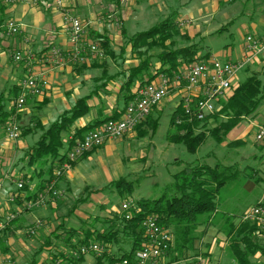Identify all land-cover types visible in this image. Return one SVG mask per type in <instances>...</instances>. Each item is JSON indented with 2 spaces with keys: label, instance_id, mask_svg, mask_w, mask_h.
<instances>
[{
  "label": "rangeland",
  "instance_id": "1",
  "mask_svg": "<svg viewBox=\"0 0 264 264\" xmlns=\"http://www.w3.org/2000/svg\"><path fill=\"white\" fill-rule=\"evenodd\" d=\"M200 2L201 0H157L154 5L149 6L150 10L148 13L158 12L159 7H168V11H177L176 14L171 15L172 19H177L180 15L182 16L186 13L188 14L189 11L193 12L192 15L195 19H199L202 14H198L195 9L197 7L204 9V5L200 4ZM263 9L264 2L262 1L237 0L229 9V13H233L236 16L227 26V29H223L221 33L216 35L196 39L192 44L196 45L195 47L198 51L202 53L210 52L220 60H236L235 54H233L232 58H226L219 55L218 52L220 53L230 46H233L236 51L243 42L242 37L246 33L251 32L252 22L257 18H261ZM215 18L222 20L220 19V13ZM133 21L131 18L125 21L128 35L146 30L155 23L143 21L135 26L132 25ZM117 23L115 33L121 35L119 31L122 28V21L120 18ZM126 38L123 37L122 40H127ZM96 42L103 53V59H106V61L112 59L115 62L124 64L116 44H109L113 54H115V57H111L112 55L108 56L109 54L106 53L105 49L100 47L98 41ZM185 44L183 43V45ZM175 47H178V45ZM130 55H134L136 58V54L131 52ZM96 56L99 57L98 55ZM263 57L264 54L258 57L253 66V69H258V72L253 73H256L264 85V63L259 62ZM155 61V58L151 60L152 70ZM250 74L251 71L246 70V68L238 72L226 98ZM72 82H75L74 77L67 76L61 90L65 89L66 83L71 84ZM17 93V95L26 94V91L19 87ZM169 95L156 106L161 110L162 106L165 105L162 112L158 115L159 125L156 131L152 132L145 125H141L134 129L131 134L125 135L118 140H113V151L111 153L110 147H103L98 153H94L80 162L75 170L78 175L74 189H68L67 191L66 188L65 190L62 187L65 191V196L61 197V207L60 211L58 210L56 213L57 216L52 218L50 223H48L45 216L43 218H33L34 221L43 220L45 224L42 228L48 225L52 233H43L39 231L40 228L34 235H30L27 224H30L33 220H21L19 217L15 218L9 227L0 231V264H52V255L61 252L65 253L64 257L67 256V253L70 252L68 237L72 234L71 230L75 234L71 241L75 243L84 236V230L86 229L99 231L112 229L116 225L114 214H120V206L125 200H131L136 203L139 199H155L159 197L170 188L173 182V175L186 164H206L211 167L217 164H234L239 171L233 170L236 174L220 190L216 199L215 212L209 216L205 215L202 217L206 221L213 220L206 223L207 226L210 225L212 227L213 235L207 236V230L203 232L200 225L194 233L195 237L192 246L183 248L181 252L174 250L175 243L173 241L165 264H193L195 257L199 255L202 256L206 264H238L228 249V227L230 224L237 222L243 214L248 213L253 205H256L260 196L264 195V151H261L259 141L256 142L254 137L256 129L254 127L252 129L253 132L251 131L249 135H244L243 138L239 137V133L242 134L241 128L247 126L246 123H243L244 119L228 133L223 142L218 143L209 137L196 152H190L183 144L171 143L167 140V136L176 131L175 127L170 125V115L178 102L177 97H169ZM9 101L8 99L6 100V105L9 104ZM60 110L61 108L56 102L43 108L39 114L54 112L56 114L51 120L54 121ZM152 118L155 119V117ZM255 119L259 124L264 123V101L258 107ZM142 129H148L145 135L142 134ZM22 137L24 136L21 132L18 140H21ZM32 139H34L32 136H26L22 141L33 146L35 143ZM240 139H244L245 143ZM3 141L8 142V144H14L8 145V153L2 155L0 164L3 167H7L12 163L13 167H16L17 161V163L28 161L27 155L23 153L26 150L28 152L30 148H26L25 151L23 149L19 150L16 147L17 140H11L6 135ZM238 141L243 143L240 144ZM81 158L78 161H81ZM24 166L26 169L31 167L28 164ZM38 166L41 167L40 165ZM44 167L42 168L44 169ZM122 177L132 185L129 192L126 190L127 192L121 193L118 191L119 187L114 184L115 181ZM250 182L256 185V190L253 192L249 190L248 185ZM86 186L87 188L85 189ZM126 188L128 189L129 186L126 185ZM4 198L5 195L0 192V200L3 204H0V208L2 210H4L6 203L3 200ZM7 198L6 195V201ZM80 199L83 201H78ZM4 213L0 211V216L4 217ZM213 215L216 216L214 217ZM48 241L50 244L46 243ZM120 241L122 242H120L121 247L125 249L129 247L125 244L129 241H125L124 237ZM120 245L113 243L111 248L119 253L118 248ZM62 258L63 256H61ZM104 262L106 263V261ZM98 263L96 256L87 255L81 264Z\"/></svg>",
  "mask_w": 264,
  "mask_h": 264
},
{
  "label": "crops",
  "instance_id": "2",
  "mask_svg": "<svg viewBox=\"0 0 264 264\" xmlns=\"http://www.w3.org/2000/svg\"><path fill=\"white\" fill-rule=\"evenodd\" d=\"M156 1L157 0H128L125 4L119 5L112 2V0H66L63 9L43 5L40 0H18L13 4H3L0 2V105L3 106L4 112L9 113V118L7 117L6 120H9L11 116H15L19 125H21L22 135L24 132V137L32 136V138H34L32 140L36 144L43 133V129H47L62 114L71 111L78 99L87 97V105L90 107L89 112L86 115L77 118L69 129L62 134L63 148L61 150V155H64L73 144V142L69 140V137L80 138L87 131L102 125L105 120L120 117L126 104L130 101L129 99L126 100V96H128L127 89L123 90L122 85L126 81L129 69L132 66H136L139 62L137 57L135 58L134 55H130V38L135 34L149 30L164 20L169 18L172 19L171 15L176 14L177 12L175 10L172 12L168 11V7H159L158 12H154L153 14L148 13L150 10L149 6L154 5ZM236 1L237 0H201L200 4L204 5V9L200 7L195 9L198 14H202L199 16V19L193 17L192 11H189L188 14L180 15L177 19H173L181 32L187 36V39H176L178 40V47L189 46L196 39H203L210 35H216L221 33L223 29H227V26L236 16L233 15V13H229L230 7ZM259 1L264 2V0ZM64 10H67L70 14L78 17L84 24H86L85 43H96L98 45L96 42L98 41V38L96 36L101 35L106 37L109 44H116L117 48L120 50L119 55L122 57L124 64L115 62L112 59L106 61V59L97 57L95 54L91 53L86 54L85 61L82 63L71 59L70 53L73 50V45L69 42L63 24ZM219 13L220 19L222 20H217L215 18ZM119 18L122 21V28L119 31L121 32L122 37L115 33ZM129 18L134 20L132 25L135 26L143 21L155 23L146 30L128 35L125 21ZM8 19L14 20L19 25L20 30L19 33L10 37L4 34L5 22ZM184 21H186V23L180 25L181 22ZM247 34H254L260 38L264 37V9L261 18H257L252 22L251 32L246 33L242 37L243 42L236 51L233 46H230L226 50H223L220 53L218 52V54L226 58H232L233 54H235L236 60L241 59L244 56V43ZM123 37H127V40H122ZM183 43L186 44L183 45ZM52 46H57L63 51L64 55L62 60L60 59L53 63L44 60L49 48ZM109 49L111 50L110 47ZM16 51H20L24 55L23 60L19 62L13 60L12 56ZM206 53L209 54L208 57L201 61L218 58L210 52ZM206 53L198 51L197 55L203 56ZM27 55H32L34 59L30 61L27 60ZM111 57H115V54ZM256 61L254 64L252 63V65L247 66L246 70H250L251 73L258 72V69H253ZM259 62L264 63V57ZM160 67L161 64L155 61V63H153V70L151 68V75L155 73L156 70L158 71ZM28 75H33L38 78L42 92L37 96H28L25 105L17 113L16 117V114H13L12 102L18 96L17 92L20 87V81L24 76ZM67 76L74 77L75 82H72L71 84L66 83L65 89L62 91L61 87L66 82ZM145 79L147 78L145 77ZM139 86L140 82L136 81L131 88V95L134 96ZM171 96L177 97L178 99V102L174 107L175 110L176 107L180 105V96L176 92L169 95V97ZM7 99L10 100L8 105L5 103ZM56 102H58L61 110L57 113L58 115L54 121H51L54 118V114H56L54 112H44V114H39L43 108L48 107L49 105L51 106ZM164 106L165 105L162 106L161 110L155 106L151 110L150 117H155V119L156 117H159L158 115L162 112ZM2 118L3 117H0V162L2 161V155L8 153V145H14L3 141L5 137L4 125L6 120L4 121ZM255 118L256 113L253 116L245 118L243 123H246L247 126L241 128L242 134L239 133V137L243 138L244 135H249L255 127V124H259L256 122ZM131 133L132 132L128 134ZM24 137H22L21 140H17L16 147H18L19 150L23 149L25 151L26 148H30L31 150V144L22 141ZM242 141L245 143L244 139ZM112 142L113 140H107L101 147L84 155L81 158V161L76 162L70 171L57 180V188L63 189L62 187H64L67 191L68 189H74L73 187L76 186L75 181L78 175L75 170L78 168L80 162L87 157H90L92 154L98 153L103 147H110L111 153L113 151ZM259 144L261 151H264V141L259 142ZM27 153L26 150L23 154L27 155ZM17 162L16 167H13V163L9 164L7 167H3L2 164H0V192L5 195L3 200L6 202L4 210L0 208L2 213H7L11 209H21L17 203H9L8 198L6 201V195L9 197V194L16 188V180L23 179L27 176L26 178H28V180L25 181V184L28 186V190L24 194L23 198H25L30 193L37 192L40 188L43 190L51 175L48 171V162L46 165H43L45 166L44 170L39 166L38 168L37 166H32L26 169L24 165L28 164V161H24L23 163ZM248 186L251 192L256 190V185L253 182H250ZM263 200L264 195H261L257 200V203L262 202ZM0 204H2L1 200ZM60 207L61 197L56 200V203L47 204L44 207L28 212L22 211L18 217L21 220L27 219V221H34L36 217L43 218L45 216L47 217L46 220L48 223H50V220L57 216L56 213L58 210L60 211ZM246 214L247 213L243 214L242 217L233 224L237 225L240 221H245L246 219L244 216ZM213 216L215 217L216 215ZM0 217L2 218V216ZM223 218L227 219L225 217ZM33 221L27 225L30 226ZM212 221L213 220H208L207 222ZM207 222L201 224V229L203 232H206L207 230L206 235L211 236L213 235L212 227H210V225L207 226ZM228 228V230H230L231 224ZM39 231L49 234L52 233L48 228V225L45 228H41ZM256 235L258 243H261L264 246V232L259 231ZM103 264L106 263L103 262ZM251 264H264V254L260 252L256 253L251 258Z\"/></svg>",
  "mask_w": 264,
  "mask_h": 264
},
{
  "label": "trees",
  "instance_id": "3",
  "mask_svg": "<svg viewBox=\"0 0 264 264\" xmlns=\"http://www.w3.org/2000/svg\"><path fill=\"white\" fill-rule=\"evenodd\" d=\"M96 37L100 47L105 49L107 54L113 56V52L109 49L108 39L101 35ZM177 38L187 39V36L181 32L175 20L171 18L130 38L131 52L136 54V57L141 61L129 69L126 81L122 85L123 90L127 89L128 96H126V100L132 99L133 95L130 91L136 81L142 85L152 81L159 71L172 75L174 72L184 69L187 65L208 57V53L198 56L195 44L175 47L178 45ZM153 58L161 64V67L151 75V60ZM263 101L264 85L256 73H251L234 89L228 98L220 101V108L210 118L202 121H189L181 105L177 106L170 115V125L171 127L174 126L176 131L169 134L167 140L171 143L183 144L190 152H196L209 137L221 143L233 128L238 126L245 118L253 116ZM89 108L87 97L78 99L71 111L62 114L47 129H43L39 141L28 151L29 166L36 167L40 165L41 169L44 170L43 165L49 163L48 171L51 175L47 183L53 177L55 167L63 161L65 156V154L61 155L63 148L62 134L69 129L77 118L86 115ZM8 114V112L3 111V106L0 105V117H3L4 121ZM13 114H16L17 117V112L14 110ZM141 125H145L154 132L158 128L159 117L153 119L149 115L136 128ZM147 130L142 129V134L145 135ZM238 143L243 142L238 141ZM92 150L94 149L89 150L84 155ZM233 170L239 171L234 164H217L213 167L206 164H186L173 175L170 188L162 195L155 199H139L136 202L140 211L135 214L134 218L124 220L120 214L115 213L116 225L112 229L102 231L86 229L84 230V236L75 243L71 241L73 235H75L74 231L71 230L72 234L68 237L70 251L76 249L80 244L97 241L106 245L109 250H112L113 254L129 256L139 249L145 240L143 231L140 228L141 220L147 215H155L162 225L172 230L175 243L174 250L181 252L183 248L192 246L195 231L203 222H207L202 217L215 212L217 196L226 183L236 174ZM26 177H24V181L28 180ZM114 184L119 187L118 191L121 193L129 192L132 187L131 183L123 177L115 181ZM126 185L129 186L128 189ZM27 190L28 186L24 184L21 189L15 188L11 192L17 194L15 203L20 207L25 202L33 200L37 193L41 191V188L23 198ZM262 204H264V201ZM259 231V226L254 221L245 220L240 221L237 225L231 224V228L227 232L229 236L228 249L238 264H251V258L256 253L264 254L263 244L258 243L256 240V234ZM123 237L125 241H129L125 243L129 246L126 249L120 245L122 243L120 239ZM46 243L50 244L49 241ZM113 243L120 245L118 248L119 253L111 248ZM64 254L59 252L54 254L55 256L52 255V264H55L57 259L62 261V264H81L83 262L84 256L75 259L69 257V255L64 257ZM61 256H63L62 259ZM97 258L98 264H103L104 261L110 264L113 262L110 256L103 255Z\"/></svg>",
  "mask_w": 264,
  "mask_h": 264
},
{
  "label": "built area",
  "instance_id": "4",
  "mask_svg": "<svg viewBox=\"0 0 264 264\" xmlns=\"http://www.w3.org/2000/svg\"><path fill=\"white\" fill-rule=\"evenodd\" d=\"M18 0H0L3 4H13ZM36 1V0H35ZM66 0H40L43 5L63 9ZM128 0H112L119 5L125 4ZM186 21L181 22L183 25ZM63 24L68 35L69 42L73 45L70 58L76 62L85 61L86 54L91 53L103 56L102 51L96 43H85L84 24L78 17L73 16L67 10L63 12ZM19 25L12 19L5 22L4 34L8 37L19 33ZM264 54V37L260 38L254 34H247L244 43V56L235 61L220 60L211 58L207 61L194 62L184 69L174 72L172 75L159 72L155 78L140 85L132 99L126 104L120 117L111 118L99 127L87 131L80 138L69 137L73 142L71 148L65 153L63 161L58 164L53 177L49 180L43 190L39 191L36 197L23 204L21 209L9 210L0 219V231L9 227L12 221L25 211L44 207L53 204L65 196V191L56 187L57 180L71 170L73 165L89 150L101 147L107 140H116L132 132L138 125L143 123L150 115L154 106L169 94L176 92L180 96V105L189 121L204 120L210 118L219 108L220 101L228 96L238 72L254 63L260 55ZM63 51L57 46L49 48L44 60L57 62L63 59ZM13 60L19 62L24 59L20 51L13 53ZM27 60H33L32 55H27ZM20 88L26 94H20L12 102L15 112H19L26 103L28 96H37L42 92L37 77L28 75L20 82ZM180 122V121H178ZM256 141H264V124H255ZM5 135L11 140H18L21 128L15 116H11L4 127ZM25 184L24 179L16 180V188L21 189ZM1 188V182H0ZM17 194L10 193L8 202L14 204ZM120 214L124 220H130L140 211L135 202L125 200L120 206ZM246 220L254 221L264 232V204L262 202L254 205L244 216ZM43 220H35L28 228V233L34 235L37 230L44 226ZM145 240L140 248L129 256L113 254L106 245L97 241H89L80 244L76 249L68 253L69 257L94 255L96 257L110 256L112 264H165L174 241V235L170 228L162 225L155 215H147L140 222ZM113 255V256H112ZM55 264H62L57 259ZM106 264H110L106 262ZM193 264H206L202 256H196Z\"/></svg>",
  "mask_w": 264,
  "mask_h": 264
}]
</instances>
